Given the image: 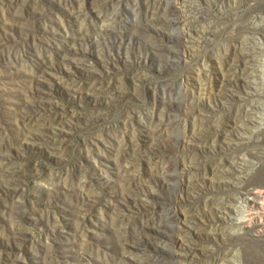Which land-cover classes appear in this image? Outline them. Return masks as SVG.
<instances>
[{"label":"rangeland","instance_id":"1","mask_svg":"<svg viewBox=\"0 0 264 264\" xmlns=\"http://www.w3.org/2000/svg\"><path fill=\"white\" fill-rule=\"evenodd\" d=\"M170 1L0 0V264H210L221 253V264H264L256 241L233 232L244 202L214 203L233 192L229 179L193 164L233 153L216 122L258 94L227 71L229 23L202 56L183 57L130 25ZM196 1L216 21L255 2ZM173 213L184 215L176 238L154 227Z\"/></svg>","mask_w":264,"mask_h":264},{"label":"bare ground","instance_id":"2","mask_svg":"<svg viewBox=\"0 0 264 264\" xmlns=\"http://www.w3.org/2000/svg\"><path fill=\"white\" fill-rule=\"evenodd\" d=\"M204 4L196 0H171L160 9L144 14L140 19L132 18L130 25L151 34L153 44L161 53L183 57L184 55L202 56L200 48L206 41L208 33L221 23L230 24H227L230 29L227 35L234 42L220 50L226 60L227 71L235 78L244 76L258 97L238 107L228 117L218 120L216 122L218 125L214 124L221 126L227 123L229 126L227 131L220 132V136L222 138L230 136L232 140L230 148L233 153L215 161L193 162V164H202L206 171L222 173L229 179L228 182L234 188L233 192L226 197L218 198L214 203L229 211L226 207L233 206V199L242 200L244 202L243 213L236 219L233 218L231 222L233 232L237 238H252L264 250V181L252 178L253 172L258 170L260 164L264 162V69L262 68L264 64V0H255L247 6L245 14L240 13V17L233 20L230 17L228 20L219 21H216L215 15H212L210 7ZM168 24H173L177 29L175 32L171 30L172 33L166 35L163 27ZM242 34H245V37ZM202 59L205 60L204 65L206 57ZM201 85L202 88L208 89L206 83H201ZM172 97L177 98L173 95ZM258 123L260 124L257 125ZM208 126V122L195 124L181 133L182 138L187 140L188 137L200 133ZM185 165L186 163L178 164L174 172L181 175ZM245 165H250L255 170L244 175L241 171L244 170ZM10 170L4 171V175L9 176L8 179L13 178L14 174ZM182 179L185 180V178ZM183 216L179 213L170 214L155 222L154 227L162 231L172 227L176 238L180 236V233L175 225L178 226ZM135 233H138V230ZM225 258L221 253L210 264H221L218 261H226ZM116 263L120 264L119 261Z\"/></svg>","mask_w":264,"mask_h":264}]
</instances>
